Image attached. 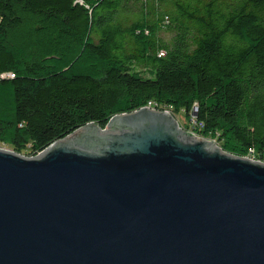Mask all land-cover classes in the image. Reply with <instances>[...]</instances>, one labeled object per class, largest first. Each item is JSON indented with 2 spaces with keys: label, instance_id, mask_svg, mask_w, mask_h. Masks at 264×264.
Instances as JSON below:
<instances>
[{
  "label": "trees",
  "instance_id": "1",
  "mask_svg": "<svg viewBox=\"0 0 264 264\" xmlns=\"http://www.w3.org/2000/svg\"><path fill=\"white\" fill-rule=\"evenodd\" d=\"M148 101L263 158L264 0H0V146L36 155Z\"/></svg>",
  "mask_w": 264,
  "mask_h": 264
},
{
  "label": "water",
  "instance_id": "2",
  "mask_svg": "<svg viewBox=\"0 0 264 264\" xmlns=\"http://www.w3.org/2000/svg\"><path fill=\"white\" fill-rule=\"evenodd\" d=\"M0 264H264V161L147 106L0 147Z\"/></svg>",
  "mask_w": 264,
  "mask_h": 264
},
{
  "label": "rangeland",
  "instance_id": "3",
  "mask_svg": "<svg viewBox=\"0 0 264 264\" xmlns=\"http://www.w3.org/2000/svg\"><path fill=\"white\" fill-rule=\"evenodd\" d=\"M174 117L177 119L178 123H179V126L184 129L185 131H188V132H192L191 130V126H192V123L190 122V120L187 118V116L183 113V112H179L178 114L174 115ZM194 134V133H193ZM196 135V134H195ZM208 140H211L213 142H215L214 139H211V138H206ZM216 143V142H215ZM217 144V143H216ZM0 147L2 148H5V149H9L7 148V146H4V145H1ZM10 150V149H9ZM245 156V155H243Z\"/></svg>",
  "mask_w": 264,
  "mask_h": 264
},
{
  "label": "built area",
  "instance_id": "4",
  "mask_svg": "<svg viewBox=\"0 0 264 264\" xmlns=\"http://www.w3.org/2000/svg\"><path fill=\"white\" fill-rule=\"evenodd\" d=\"M11 74L12 73H7L6 75H11ZM145 106H147V107H149L151 109H154V110H159V108H157L156 105H145ZM167 112L169 113V111H167ZM245 156L249 157V158H252V159H257V160H260V161H264V157L262 158V156L261 157L256 156L253 150H249Z\"/></svg>",
  "mask_w": 264,
  "mask_h": 264
},
{
  "label": "bare ground",
  "instance_id": "5",
  "mask_svg": "<svg viewBox=\"0 0 264 264\" xmlns=\"http://www.w3.org/2000/svg\"><path fill=\"white\" fill-rule=\"evenodd\" d=\"M145 105H156V104L154 102H152V101H148ZM144 106H142V107H144ZM159 110L168 111L167 109H159Z\"/></svg>",
  "mask_w": 264,
  "mask_h": 264
}]
</instances>
